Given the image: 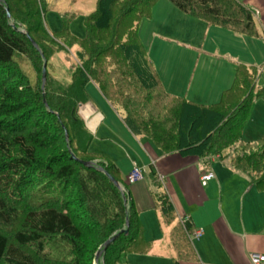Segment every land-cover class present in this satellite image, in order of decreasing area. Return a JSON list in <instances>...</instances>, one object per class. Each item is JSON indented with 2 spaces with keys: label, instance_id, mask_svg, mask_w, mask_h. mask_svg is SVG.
Wrapping results in <instances>:
<instances>
[{
  "label": "trees",
  "instance_id": "trees-1",
  "mask_svg": "<svg viewBox=\"0 0 264 264\" xmlns=\"http://www.w3.org/2000/svg\"><path fill=\"white\" fill-rule=\"evenodd\" d=\"M14 1L0 0V264H126V257L152 249L120 170L90 151L93 136L79 115L90 82L132 134H146L164 155L223 160L236 145L243 152L231 166L264 191V138L254 145L243 140L254 102L264 100L256 68L239 65L217 104H197L165 90L141 41L140 25L158 0H98L80 40L68 23L58 36L49 33L39 0ZM169 1L210 27L259 37L254 11L239 0ZM73 45L81 49L79 66L61 87L52 82L49 63ZM22 58L38 73L46 64L44 91L23 72ZM156 206L166 223L175 220L166 193ZM180 236V244L188 242L185 231Z\"/></svg>",
  "mask_w": 264,
  "mask_h": 264
},
{
  "label": "crops",
  "instance_id": "crops-1",
  "mask_svg": "<svg viewBox=\"0 0 264 264\" xmlns=\"http://www.w3.org/2000/svg\"><path fill=\"white\" fill-rule=\"evenodd\" d=\"M243 4L259 16V37L252 39H258L264 45V0H245ZM169 25L167 24V27ZM164 31L162 27L163 34ZM147 54L149 57L148 52ZM173 56L165 53L163 59L172 64ZM185 63L187 65V62ZM160 77L169 94L184 97L185 77H171L168 82L167 76L160 74ZM205 83L209 84L207 88L203 86ZM229 84L230 82H224L223 76L221 80L215 71L201 72L197 82H187L189 91L185 98L198 102L202 95H218L221 91L223 94ZM192 87L195 91L194 96L190 97ZM222 94L219 99H214L220 101ZM84 108L86 111L83 113V119L87 129L92 135H97L103 124L108 123V118L91 103ZM121 120L123 122L122 116ZM122 124L123 128L117 125L114 133L123 141L118 151L127 153V161H117L110 152L105 154L115 161L124 172L125 178L135 167L143 170L142 180L129 184L128 176L122 183L129 186L144 229L145 240L152 242V249L147 256L133 255L136 256L133 259L134 264H250L251 254H264V191L254 185L247 175L234 170L220 158L202 161L184 158L179 154L164 155L151 140L135 136L124 122ZM263 138L264 100H256L243 131V140ZM92 144L93 142L90 149ZM152 169L159 185L154 183ZM209 172H212L215 178L204 186L201 178ZM154 186L162 188L161 192L153 194ZM162 192L167 194L175 212V220L171 223L164 221L156 206V197ZM184 217L189 219L187 231L180 220ZM199 230L203 231V235L195 238L193 233ZM182 231L186 232L188 240L184 244H180Z\"/></svg>",
  "mask_w": 264,
  "mask_h": 264
},
{
  "label": "rangeland",
  "instance_id": "rangeland-1",
  "mask_svg": "<svg viewBox=\"0 0 264 264\" xmlns=\"http://www.w3.org/2000/svg\"><path fill=\"white\" fill-rule=\"evenodd\" d=\"M12 1L13 3L15 2L14 0ZM239 1L245 2V0ZM97 2L98 0H39L38 5L40 12L44 13V25L49 33L58 36L66 23H68L71 35L80 40L86 37L85 22L87 17L96 11ZM255 21L259 31L260 19L258 15H255ZM167 24L170 25L167 27ZM162 27L165 29L164 34ZM155 33L158 35H154ZM139 35L159 76L160 74L167 76L166 82L171 77H185V81L183 80V88H185L183 91L184 98L189 91L187 82H192V84L197 82L201 72L210 73L215 71L221 80L223 76L224 82H230L227 87L230 89L233 86L236 69L239 65H244L247 68H256L258 72L257 88H264V45L258 39L237 36L223 28L210 27L204 21H195L179 12L169 0L157 1L153 8L151 19L141 23ZM34 46L37 47L35 43ZM80 51L79 45L67 48L65 46L63 50L51 57L49 72L51 78L54 79L52 80L53 83L56 84L58 82L59 86L65 87V85L72 82L73 73L79 66L76 57ZM255 51L257 52L256 54ZM165 53L174 55L171 60L172 64L164 61ZM178 57L187 62V65ZM19 61L23 72L28 75L31 83L36 84L37 87L44 91L47 83V74L45 80L43 79L45 64L42 65V69L38 73L32 66L33 63L31 61L28 62L23 58ZM23 79L27 80V76ZM223 84L227 86V84ZM207 85L209 84L205 83L203 85L204 88H207ZM193 87L190 97L194 96L193 91H195V88ZM86 93L89 97V102L80 105L79 115L81 118L83 119L84 117L83 113L86 111L84 107L88 103H91L97 111L108 118V123L103 124L100 132L97 135H92L93 144L90 151L105 156L113 163L115 161L111 157L109 158L105 154L106 152L112 153V157L117 161H127V153H124L123 150L118 151L123 141L119 135L114 133V130H117V125L123 128L122 113L116 112L110 106L94 83L90 82L87 85ZM220 94H222V91L218 95H202L199 97V101L194 103L201 105L217 104L219 101L214 98L218 97L219 99ZM208 101L209 103H207ZM166 105L169 104L164 103L165 107ZM145 135L141 137L152 141L151 138ZM244 140L245 143L254 145L259 139ZM152 143L155 144L153 141ZM242 152L235 145L226 151L223 162L233 168L230 162L232 156ZM216 158H220V156L213 157L208 161ZM114 164L120 170L122 182H125L130 173L125 178L124 172L116 163ZM121 168L123 169V167ZM161 189L154 186L152 192L153 194H158ZM90 250L95 255V246ZM100 256L101 254L98 252L96 258L99 259ZM135 257L130 255L125 258L124 262L126 264H134L133 259Z\"/></svg>",
  "mask_w": 264,
  "mask_h": 264
},
{
  "label": "built area",
  "instance_id": "built-area-1",
  "mask_svg": "<svg viewBox=\"0 0 264 264\" xmlns=\"http://www.w3.org/2000/svg\"><path fill=\"white\" fill-rule=\"evenodd\" d=\"M215 175L212 172H209L202 176L201 182L205 186L208 182L214 180ZM143 179V170L135 167L132 173L129 175L127 182L129 184H134ZM181 223L183 228L187 231V223H189L188 217L181 218ZM203 235V231L199 230L193 233L195 238H200ZM250 264H264V254L253 253L250 255Z\"/></svg>",
  "mask_w": 264,
  "mask_h": 264
},
{
  "label": "water",
  "instance_id": "water-1",
  "mask_svg": "<svg viewBox=\"0 0 264 264\" xmlns=\"http://www.w3.org/2000/svg\"><path fill=\"white\" fill-rule=\"evenodd\" d=\"M34 45V42H32ZM46 78V64L44 66V71H43V79L45 80ZM109 179L117 186V187H121L120 184L118 183V181H116L114 178L109 176ZM129 225V222H127V226ZM127 233V232H126ZM118 238V235H115L114 237H112L110 240H108L105 244V248H108L116 239ZM98 259V258H97Z\"/></svg>",
  "mask_w": 264,
  "mask_h": 264
}]
</instances>
